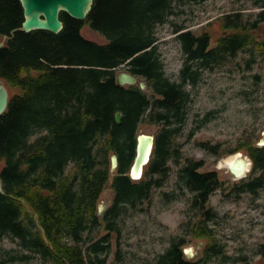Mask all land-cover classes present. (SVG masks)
<instances>
[{
	"label": "trees",
	"instance_id": "1",
	"mask_svg": "<svg viewBox=\"0 0 264 264\" xmlns=\"http://www.w3.org/2000/svg\"><path fill=\"white\" fill-rule=\"evenodd\" d=\"M174 3L93 0L84 19L60 12L63 28L53 33L19 29V0H0V38L6 37L0 47V78L9 90L0 114V237H10L18 246L4 250L0 264L36 255L52 264H131L116 263L119 258L108 262L111 233L118 234V220L127 207L136 210L164 184L172 165L179 185L192 194L185 233L205 242L196 263L183 252L188 241L178 236L151 264L223 258L224 244L210 225L216 211L209 198L221 189L234 197L257 194L264 187V146L249 139L228 151L243 149L252 161L246 177L228 183L216 170L199 171L201 159L187 157L181 164L175 136L185 117L186 85L196 84L203 70L224 65L242 49L264 57V37L258 35L264 0H254L259 10L252 15L244 9L220 15L217 36L209 29L196 34L175 24L172 33L184 54L178 82L164 73L155 31L174 14ZM85 26L108 41L85 38ZM118 68L143 78L146 89L139 83L120 85ZM116 112L121 113L119 123ZM212 114L208 111L192 132ZM142 123L156 125L157 132L150 160L134 180L129 171ZM199 144L219 155V144ZM113 153L118 165L111 172ZM109 182L114 196L99 216V197ZM100 226L104 233L93 239L92 231ZM258 252L264 257V244ZM239 259L245 264V258Z\"/></svg>",
	"mask_w": 264,
	"mask_h": 264
},
{
	"label": "rangeland",
	"instance_id": "2",
	"mask_svg": "<svg viewBox=\"0 0 264 264\" xmlns=\"http://www.w3.org/2000/svg\"><path fill=\"white\" fill-rule=\"evenodd\" d=\"M253 2L254 0L203 2L175 0L174 14L168 16L166 23L155 28L165 75L171 81L178 82L179 71L184 61L180 43L172 33L175 24L183 25L196 34L209 29L217 36L219 31L217 19L220 15L238 9H244L245 14L252 15L259 10L254 7ZM81 34L99 43L108 41L104 34L88 26L81 30ZM258 35L264 37V23L261 24ZM120 71L125 69L116 70L117 73ZM185 88L188 93L184 105L185 117L180 133L175 136L180 148V163L183 164L187 157L201 159L204 164L199 171L216 170L220 178L228 183L238 181L226 167L222 166L227 165L225 163L227 157L235 154L228 151L249 139L258 142L262 137L264 57L250 48L242 49L224 65L203 70L197 83L186 85ZM208 111H213L210 118L192 132V128ZM156 132L157 126L152 123H142L138 129V133ZM200 142L219 144V155L202 149L199 146ZM237 152L248 156L243 149ZM176 170L177 167L172 165L164 184L154 190L149 200L141 203L136 210L127 207L123 211L118 220V234L111 233L110 246L106 252L108 262H114L119 258L116 263L151 264L173 239L184 236L188 241L185 250L188 251L189 248L188 254L192 255L189 256V260L196 263L202 243L205 241L185 233L190 219L187 208L192 194L179 185ZM226 191V189L215 191L208 202L216 211V217L210 225L217 240L224 244L225 254L223 258L215 257L198 264H244L239 258H245V264H264V257L258 252L260 246L264 244V187L257 194L242 193L239 197L226 195ZM113 196L114 192L109 182L99 197V203L104 204L100 216L111 204ZM102 233L104 230L100 226L99 229L92 231L91 236L97 239ZM17 248L15 240L0 237V259L4 255V250ZM6 264L52 263L36 255L25 262Z\"/></svg>",
	"mask_w": 264,
	"mask_h": 264
},
{
	"label": "water",
	"instance_id": "3",
	"mask_svg": "<svg viewBox=\"0 0 264 264\" xmlns=\"http://www.w3.org/2000/svg\"><path fill=\"white\" fill-rule=\"evenodd\" d=\"M93 0H19L23 10V20L19 29L23 31H31L36 29L48 30L53 33H58L63 28V22L59 17L60 12H65L75 19H84L89 12ZM4 40L6 37L3 38ZM3 41H0V47ZM117 82L120 85H131L139 83L141 89H146V84L143 78L138 75H133L128 71H120L116 76ZM142 81H141V80ZM9 98L8 89L4 81L0 78V114L3 113L7 107ZM115 120L117 123L121 120V113L116 112ZM258 145L264 146V130H262V137L258 141ZM154 146V134L139 133L137 136L136 156L130 169V176L133 179H139L144 170V166L148 163ZM242 154V153H241ZM248 167L241 171H236L234 167H226V169L236 179L245 177L252 164L251 159L242 154L241 157ZM118 165V157L116 153L111 155V172L116 169ZM2 189L0 180V191ZM104 208L103 203L97 206V214L101 215ZM190 251L184 248V254L189 259Z\"/></svg>",
	"mask_w": 264,
	"mask_h": 264
},
{
	"label": "bare ground",
	"instance_id": "4",
	"mask_svg": "<svg viewBox=\"0 0 264 264\" xmlns=\"http://www.w3.org/2000/svg\"><path fill=\"white\" fill-rule=\"evenodd\" d=\"M236 153L230 157H227L225 159V163L227 165H223L222 167H230L231 166L232 168L234 167V169L236 171H241V170L246 169V167H248V166L246 165L247 163L241 159L242 154L240 152H236ZM188 250L190 251L189 248H188Z\"/></svg>",
	"mask_w": 264,
	"mask_h": 264
}]
</instances>
